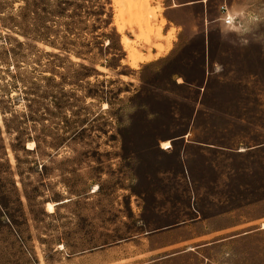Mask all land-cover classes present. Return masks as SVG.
<instances>
[{"label": "rangeland", "instance_id": "1", "mask_svg": "<svg viewBox=\"0 0 264 264\" xmlns=\"http://www.w3.org/2000/svg\"><path fill=\"white\" fill-rule=\"evenodd\" d=\"M130 1L0 0V264H264V14L215 29L233 81L201 84L172 0ZM201 85L188 138L216 148L181 138ZM196 209L234 228L195 241Z\"/></svg>", "mask_w": 264, "mask_h": 264}, {"label": "crops", "instance_id": "2", "mask_svg": "<svg viewBox=\"0 0 264 264\" xmlns=\"http://www.w3.org/2000/svg\"><path fill=\"white\" fill-rule=\"evenodd\" d=\"M258 1L259 0H172V3L168 5L167 17L169 19V24L167 25V29L164 34L167 35L173 26L176 29V40L178 44L183 42L187 34H191L192 37H199L201 39L202 49L200 51L201 62L199 65L201 71L199 82L201 84L211 81H233V72L227 70L228 64L224 63L222 58H218L215 54H213L216 47V44L214 43L215 29L219 43H226L230 34L237 33L238 36L241 37L240 42L237 43L242 45L241 40L246 42L250 37L248 29L251 23H256L260 16L264 14L263 5H260ZM222 5L227 6L228 12L231 15L238 16L241 23L240 27L231 28L230 26H226L224 24V14L220 9ZM199 7L201 8V11L193 16V23H188L186 17L193 14L195 9ZM177 79L180 85H189L191 83V81H188L185 77H178ZM197 88L199 89V97L196 101L197 106L194 110L193 120L189 123L185 131L186 133L181 138H184V142L188 141V143H195L201 147L216 148L219 145L201 141H191L188 138V136L193 134L194 130H197L194 120L200 107L203 106L201 97L203 90L205 91V89L203 88V85ZM183 165L184 178L190 179V173L185 158L183 159ZM196 212L197 215L195 217V221L206 225L207 230L199 237L195 238V241L206 242L213 239L215 236L221 235L234 228V225L230 226L225 224L222 228L214 229L212 226L213 218L204 219L202 211L196 209ZM221 217L222 220L226 219L224 216ZM253 218L259 221L261 219V214L257 212Z\"/></svg>", "mask_w": 264, "mask_h": 264}, {"label": "bare ground", "instance_id": "3", "mask_svg": "<svg viewBox=\"0 0 264 264\" xmlns=\"http://www.w3.org/2000/svg\"><path fill=\"white\" fill-rule=\"evenodd\" d=\"M131 1H133V2H131ZM130 2H131V4L130 5H127V7H128V9H127V12H129V13H134V11L135 12H137L139 15H144L145 13H147V11L148 10H151V14L152 13H154V9H150V6H149V4H144V3H140V0H137V2H135V0H131ZM147 1V0H146ZM124 12V11H123ZM136 13V14H137ZM123 15H125L126 14V12L125 13H122ZM147 14H149V12L147 13ZM161 23H162V25L164 24V21L162 20L161 21ZM149 27V26H148ZM158 32H159V35H160V32H161V27L160 28H158ZM124 42L128 45L129 44V40L128 39H124ZM158 49H162V47L161 46H159L158 47ZM33 146H35V143L34 142H31V143H29V148L30 149H33L34 147ZM163 146L164 147H169L170 146V142L169 141H165V142H163ZM51 206V208L53 207V205H50Z\"/></svg>", "mask_w": 264, "mask_h": 264}, {"label": "built area", "instance_id": "4", "mask_svg": "<svg viewBox=\"0 0 264 264\" xmlns=\"http://www.w3.org/2000/svg\"><path fill=\"white\" fill-rule=\"evenodd\" d=\"M220 9H221V12L224 14L223 21L226 26H230L231 28L241 26L240 19L238 18V16L231 15L228 12V8L226 5H222Z\"/></svg>", "mask_w": 264, "mask_h": 264}]
</instances>
